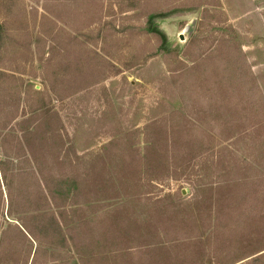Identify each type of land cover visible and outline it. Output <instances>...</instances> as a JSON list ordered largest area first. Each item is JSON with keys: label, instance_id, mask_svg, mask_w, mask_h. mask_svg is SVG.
I'll return each instance as SVG.
<instances>
[{"label": "rangeland", "instance_id": "1", "mask_svg": "<svg viewBox=\"0 0 264 264\" xmlns=\"http://www.w3.org/2000/svg\"><path fill=\"white\" fill-rule=\"evenodd\" d=\"M0 264H264V0H0Z\"/></svg>", "mask_w": 264, "mask_h": 264}, {"label": "water", "instance_id": "2", "mask_svg": "<svg viewBox=\"0 0 264 264\" xmlns=\"http://www.w3.org/2000/svg\"><path fill=\"white\" fill-rule=\"evenodd\" d=\"M195 24H196V19H193L191 22H189L185 28L180 32L178 33V37L180 38V40L184 41L185 38H184V35L187 34L188 37L191 36V34L193 33V30H194V27H195ZM182 195H185V193H187L186 190H182Z\"/></svg>", "mask_w": 264, "mask_h": 264}]
</instances>
